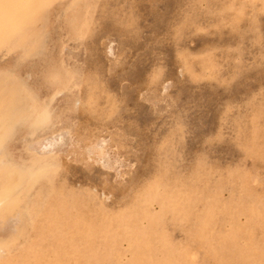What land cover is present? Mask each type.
I'll use <instances>...</instances> for the list:
<instances>
[{
    "label": "rangeland",
    "instance_id": "1",
    "mask_svg": "<svg viewBox=\"0 0 264 264\" xmlns=\"http://www.w3.org/2000/svg\"><path fill=\"white\" fill-rule=\"evenodd\" d=\"M0 194V264H264V0H0Z\"/></svg>",
    "mask_w": 264,
    "mask_h": 264
},
{
    "label": "bare ground",
    "instance_id": "2",
    "mask_svg": "<svg viewBox=\"0 0 264 264\" xmlns=\"http://www.w3.org/2000/svg\"><path fill=\"white\" fill-rule=\"evenodd\" d=\"M254 4V3H253ZM250 13H251V11H250ZM230 15V14H229ZM254 22V21H253ZM243 27V26H242ZM241 28V27H240ZM250 29V28H249ZM244 31V30H243ZM246 31V30H245ZM249 32V31H248ZM243 33H245V32H243ZM242 33V34H243ZM254 112V111H253ZM42 113V112H41ZM34 122H36V121H34ZM51 123V122H50ZM36 125V124H35ZM34 126V125H33ZM37 126V125H36ZM50 162V161H49ZM255 162V161H254ZM46 163V162H45ZM40 164V163H39ZM50 164V163H49ZM12 167H14V166H12V165H9V167H7L8 168V171L7 170H5V172L7 171V173L9 174V176H11V179H9V180H11V182L13 181V180H16V181H18V176L17 177H13L14 175H16V174H18V175H20L18 172L20 171V169H16V168H12ZM49 167V166H48ZM33 171V170H32ZM14 174V175H13ZM13 175V176H12ZM11 182H8L7 184L9 185V187L10 188H12L14 185H12V183ZM36 182V181H35ZM57 186L58 187H63L64 186V183L63 182H60V181H57ZM7 192V191H6ZM56 193H59L58 191L56 192ZM6 194H8V193H6ZM60 194H62V193H60ZM1 195V194H0ZM48 195V196H47ZM46 196L48 197H43V199H40V202L39 203H33V205H32V207H34V206H37L38 208L39 207H41L42 209H43V207L45 206V204H49V203H53L52 205H53V207L54 206H56V205H59V204H57V202H55V201H57V200H55V201H52V199H50L51 197H49V196H51L50 194H47ZM1 198V197H0ZM5 200V198H1L0 199V203L2 204L3 202H4V200ZM58 203H60V202H58ZM56 208H57V206H56ZM45 209V208H44ZM37 215V214H36ZM43 216V215H42ZM113 219H114V217H113ZM113 222H115V221H113ZM91 228V227H90ZM95 248V247H94Z\"/></svg>",
    "mask_w": 264,
    "mask_h": 264
}]
</instances>
